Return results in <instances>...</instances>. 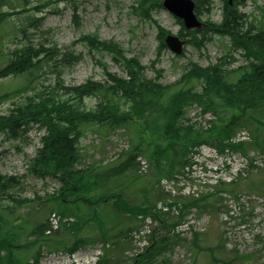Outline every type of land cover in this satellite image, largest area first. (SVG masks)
<instances>
[{"label": "trees", "instance_id": "obj_1", "mask_svg": "<svg viewBox=\"0 0 264 264\" xmlns=\"http://www.w3.org/2000/svg\"><path fill=\"white\" fill-rule=\"evenodd\" d=\"M62 1L72 6L73 21L79 25L76 14L79 0H0V56L6 61L0 67V79L10 75L23 76V85L27 88L39 77L41 71L55 76L51 85H43L41 90L27 96L22 104L11 109L8 115H0V133L7 137H17L30 124L45 128L40 137L41 146L36 150L27 171L38 178H56L61 183L58 191L48 195L43 202L52 201V206L56 205L53 209L60 216L56 232L64 230L68 233L67 239H46L44 232L47 226L40 224L30 232L34 239L20 244L21 236L27 229L12 218V212L32 200L17 195L21 177L0 173V264H37L40 256L38 250L32 254L31 261L17 256L16 252L20 248H39L38 245L42 242H48L52 248L75 250L84 243V226L90 224L89 218L96 221V207L103 203H109L115 212L130 213L134 217L150 214V210H156L155 203L150 208L144 204H132L122 193L117 194L113 190L119 185L113 184L106 190L110 178L125 174L134 164L137 170L138 156L148 160L147 171H136L138 175H145L153 169L151 176L154 178L161 175L175 178L186 167L191 166L192 149L203 142L215 146L221 153L231 149L244 152V143L230 141L235 121H238L237 118L243 112L255 110L264 102V13L256 21L257 19H250L248 14L239 11V6H244L247 0H232L231 4L228 0H223L221 21L206 19V26L198 29H185L182 21L176 17L181 29L185 31V34L179 33V37L186 39V45L201 48L211 40L212 35L224 36L228 38L231 49L242 51L246 63L235 69H227L229 60L232 59L230 53L224 54L217 63L208 66L191 62L180 79L169 84L160 80L162 69L155 70L151 66L155 75L148 78L145 75L148 66L142 65L136 56H126L118 43L102 40L96 34H85L78 40L85 42L91 51L109 54L112 61L123 68L125 76L110 72L106 64L99 61L105 75L103 81L87 78L80 84H66L62 79L64 68L79 62L82 54L75 53L70 48H60L54 41L50 45L27 41L16 45L9 53L4 51L6 40L1 29L10 23L12 15L19 14L22 10L42 12L50 4ZM193 1L199 19L202 11L208 14L211 12V0ZM159 8H162L161 0H136L134 6L136 14L156 23L158 56L166 48L164 37L169 33L151 16L152 10ZM42 22L43 17L36 13L27 14L20 17L13 30L17 36H25L30 27L39 29ZM14 92L0 93V102ZM88 97L97 98L95 106L90 109L84 106V99ZM193 104L216 115L215 121L208 122L206 131L195 130L193 125L183 119L186 109ZM222 108L242 114L235 113L228 121L217 124V112ZM134 122L138 123L137 128L132 124ZM127 125L133 126L135 131L134 135L131 134L135 143L131 150L123 149L110 159L112 161L98 166H79L82 158L80 140L90 127L95 126V131L99 133L100 130L108 132ZM210 138L214 140L208 141ZM252 142L264 152L262 143L260 147L257 141ZM180 164L181 167H178ZM262 184L264 186V182ZM212 194L214 193H208L201 198ZM166 195L164 198H167ZM36 199L41 200L40 197ZM78 203H83L87 208L85 218H82L83 209ZM73 209L74 213H81L82 216L70 213ZM90 210L93 211L90 213ZM64 217L67 218L61 223V218ZM198 235V232H193V243ZM108 238L102 236L103 240ZM165 241L166 238H162L159 243L163 244ZM155 245L156 243H151L148 253L155 252ZM215 248L220 246L209 250L214 251ZM237 257L245 258L235 255L232 259ZM232 259L227 264H234ZM213 260L218 262L216 257ZM99 264H102V259Z\"/></svg>", "mask_w": 264, "mask_h": 264}, {"label": "rangeland", "instance_id": "obj_2", "mask_svg": "<svg viewBox=\"0 0 264 264\" xmlns=\"http://www.w3.org/2000/svg\"><path fill=\"white\" fill-rule=\"evenodd\" d=\"M211 3V12L208 14L202 11L200 15L203 27L206 26L204 22L206 19L221 21L223 0H211ZM135 5L136 0H79L76 8L79 25L73 21L72 6L64 1L50 4L42 12L22 10L21 13L12 15L10 23L1 29L6 40L4 51L9 53L16 45L27 41L42 42L46 45L54 41L60 48H70L75 53H81L82 58L79 62L63 70L62 79L66 84H80L87 78L103 81L105 75L99 61L105 63L110 72L125 76L123 68L112 61L109 54L91 51L85 42L78 40L85 34H96L102 40L118 43L126 56H136L142 65L149 67L145 73L148 78L155 75L151 66L155 70L162 69L160 80L164 84L174 83L180 79L191 62L208 66L217 63L226 53H230L232 58L227 69H235L246 63L242 51L231 49L228 38L217 34L212 35L211 40L204 47L196 48L192 44H185L183 52L179 55L166 47L158 56L156 23L136 14ZM239 11L248 14L250 19L258 21L264 13V0H247L244 6H239ZM34 13L43 17L41 27L39 29L30 27L25 36L15 35L13 28L18 25L20 17ZM151 16L169 33L178 36L179 33L185 34L176 16L165 8L152 10ZM185 37L190 38V36ZM5 64V59L0 56V67ZM43 72H39V77L27 88H24L23 76L10 75L1 78L0 93L15 92L0 102V115H8L11 109L22 104L27 96L41 90L43 85H51L54 82V74ZM96 101L95 97L85 98V108H93ZM204 112L200 105L193 104L186 109L183 119L193 125L195 130L206 131L209 126L203 128L201 125ZM235 113L239 112L222 108L217 112L219 119L216 123L228 121ZM213 116V118L210 116L209 120L217 119L216 115ZM237 120L231 138L242 137L241 140L245 141L242 142L245 151H239L245 153L255 149L261 153V149L255 147L252 141H257L260 147L262 143L264 147V102L255 110L243 112ZM132 124L135 128L138 127L137 122ZM95 129V126L90 127L80 140L82 158L79 166L86 164L98 166L112 161L110 159L116 157L123 148L128 147L129 151L135 144L134 139L131 138V134L134 135L135 132L133 126L127 125L108 132L100 130L99 133ZM44 131L45 128H40L38 124H30L28 129L17 137H7L4 133H0V173L21 177V185L16 190L17 195L32 200L12 212V218L27 229L21 236L20 244L33 240L34 235L30 234L31 230L40 224L46 225L48 215L56 212L53 209L56 205L52 206V201H43L48 195L55 194L61 183L56 178H38L27 171L36 150L41 146L40 137ZM248 135L251 140L247 139ZM213 140L210 138L208 141ZM203 143L206 145L208 142ZM199 153L200 166L194 169V177L197 182L206 183L199 190L198 196L181 199L178 201L179 205L175 200L176 196L168 197L159 188L157 181L164 175L152 177L153 169L145 175H138L136 173L139 172L138 168L136 170L134 164L125 174L111 177L106 184V190H109V186L113 184L119 185L117 189H113L117 194L122 193L121 195L132 204H144L147 208L154 203L156 207L163 203L166 195L169 210L165 214L160 212L156 214L154 210H150V214L134 217L130 213L115 212L109 203H103L102 206L96 207V221L89 218L90 224L84 226V243L77 249L89 251L95 246L109 244L102 258V264H227L235 255L245 258L232 259L234 264H264V186L262 184L264 166L251 164L240 173L235 171L241 161L239 153L233 155L228 166L222 164L220 158L208 148H201ZM178 167H181V164ZM135 177L137 178L133 179ZM229 178L235 179L229 182ZM209 182L211 185H207ZM170 186L174 185L170 184ZM216 188L219 190L217 191ZM231 189H234V193ZM174 190L176 191V187ZM208 193L214 194L201 198ZM37 197L41 200H37ZM78 206L83 209L82 218H85L86 206L83 203H78ZM69 207L71 208V205ZM92 211L90 210V213ZM176 211L179 215L175 214ZM71 212L81 215L74 213V209ZM52 219L54 218L51 217ZM182 220L184 231L178 233L176 227L173 231V227ZM149 229L151 231L155 229V238H151V243H156L154 248L152 247L155 252L147 254V251L136 261L126 254L133 243L131 235L134 231L137 234L147 233ZM193 232L199 233L196 245L192 242ZM44 236L46 239H67L68 233L64 230L51 234L44 232ZM102 236L109 238L103 240ZM162 238H166V241L160 244L159 240ZM38 246L39 248L37 246H32L30 249L20 248L16 255L31 261L32 254L38 250L40 264H82L76 257L71 259L60 254V252H69L63 247L52 248L53 246L48 242H42ZM214 246L220 248L209 250ZM213 257H216L218 262L214 261Z\"/></svg>", "mask_w": 264, "mask_h": 264}, {"label": "water", "instance_id": "obj_3", "mask_svg": "<svg viewBox=\"0 0 264 264\" xmlns=\"http://www.w3.org/2000/svg\"><path fill=\"white\" fill-rule=\"evenodd\" d=\"M162 6L171 14L181 19L184 27L188 30L197 29L203 25L194 12L195 4L193 0H162ZM164 43L170 51L179 55L183 51L185 42L177 35L167 34L164 37Z\"/></svg>", "mask_w": 264, "mask_h": 264}]
</instances>
